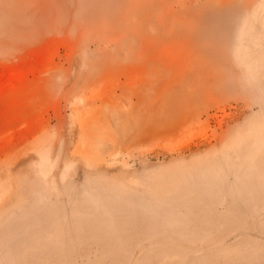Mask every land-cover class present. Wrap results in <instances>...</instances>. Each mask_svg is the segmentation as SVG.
I'll list each match as a JSON object with an SVG mask.
<instances>
[{
    "label": "rangeland",
    "instance_id": "obj_1",
    "mask_svg": "<svg viewBox=\"0 0 264 264\" xmlns=\"http://www.w3.org/2000/svg\"><path fill=\"white\" fill-rule=\"evenodd\" d=\"M0 264H264V0H0Z\"/></svg>",
    "mask_w": 264,
    "mask_h": 264
}]
</instances>
